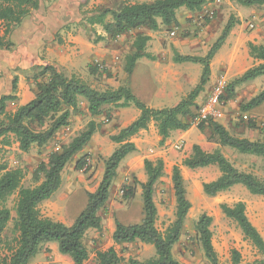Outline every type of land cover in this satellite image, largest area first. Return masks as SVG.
<instances>
[{"label": "trees", "instance_id": "obj_1", "mask_svg": "<svg viewBox=\"0 0 264 264\" xmlns=\"http://www.w3.org/2000/svg\"><path fill=\"white\" fill-rule=\"evenodd\" d=\"M242 7L264 8V0H229ZM208 0H154L144 3H119L116 8L97 7L83 13L80 22L65 25L62 30L70 32L81 26H89L96 35L94 43L107 38L117 40L123 35L137 32L133 40V51L125 57L124 71L128 77L134 73L138 61L142 58L155 60L148 51L151 37L141 29L153 32L163 26L177 27L178 11L182 8L190 12H199ZM41 0H0V51H12L16 45L9 39L35 11L40 9ZM235 27L233 19L228 21L222 35L205 57L175 55L176 63H194L203 66L200 84L174 107L154 109L137 98L127 82L118 88L98 90L77 75L68 76L52 65L34 66L26 71L27 78L35 87V97L15 111H8L9 103L18 101L19 78L12 81V90L0 99V264H30L48 243H57L60 254L69 257L74 264H85L90 257L85 245V238L90 230H101L104 219L101 212L110 201L114 181L123 161L138 152L132 139L141 131L148 130L155 124L163 146L177 130L187 131L192 127L194 111L204 87L211 75V62L224 45ZM97 28L103 34H98ZM61 32L54 35L51 42L63 43ZM48 43L45 42V45ZM249 55L257 65L244 72L231 83L227 91L233 95L237 85L252 82L264 77V45L248 44ZM224 98V97H223ZM80 99L87 100L88 111L94 116L105 113V107L127 108L134 106L140 111L139 117L129 126L112 135L111 140L118 145L113 153L104 160V174L97 190L88 193L86 208L80 213L74 224L64 223L44 217L40 204L49 200L62 185V174L65 168L91 142L99 125L91 121L87 128L80 132L58 152H52L47 161H42L33 172L35 186L25 187V172L20 167H11L4 160L5 155L14 144L22 153L33 149L47 147L59 131L71 124L74 112L80 108ZM264 104V89L242 106V110L251 111ZM202 132L208 130V140L217 145L214 151H205L200 145H194L191 154L184 159L182 167L196 170L216 167L220 175L210 182L203 183V192L208 197H217L236 186H243L255 196L264 197V180L256 174L240 170L223 153V148L231 149L240 155L264 159V141L250 140L232 135L225 126L210 120L200 125ZM84 158L77 162L78 168L85 165ZM147 181L142 183L134 179V184L125 191L124 198L129 200L136 194V186L142 189L143 218L136 224H123L116 220L113 240L116 245L143 244L153 245L155 255L146 260L130 258L128 264H181L174 256V248L180 242L192 207L187 198L182 169L175 166L172 172V183L176 198L175 220L161 231L157 227L158 208L155 202L156 188L164 177L163 159L144 161ZM13 202V207H9ZM223 215L237 225L246 241L250 242L259 253L264 254V237L247 215V206L240 201L233 205L222 204ZM13 211L16 216L13 217ZM13 238L6 232L11 224ZM213 217L202 214L194 223V232L200 248L210 264H219L218 255L213 245ZM125 259L111 247L97 253V264H122ZM241 254L232 251V263L240 264ZM264 264V263H260Z\"/></svg>", "mask_w": 264, "mask_h": 264}, {"label": "rangeland", "instance_id": "obj_2", "mask_svg": "<svg viewBox=\"0 0 264 264\" xmlns=\"http://www.w3.org/2000/svg\"><path fill=\"white\" fill-rule=\"evenodd\" d=\"M130 1L131 0H119V3H130ZM153 1L154 0H145L144 2ZM209 1L215 3L217 0ZM56 2L57 0H49L47 5L45 6V9L42 8L40 11H35L31 17L36 18L39 16H46L49 12V7ZM218 4L220 6V10L216 12L217 14L212 20L206 16H192L188 18L186 15L181 16V14L178 13L181 20L177 27L163 26L159 31H157L159 32V37H162L163 40L158 44L149 43L148 49L157 50L161 47H165L167 49L171 48L174 50V60L175 55L179 54L175 50V44L182 42L184 51L190 54V56L205 57L222 35L230 19L234 20L235 27H240L238 36L248 37L254 32H258L260 37H264V22L254 20L255 16L248 13L249 10H247V7H242L237 3L231 2L229 0H220V3ZM97 7L112 8V0H84V3H82L80 7V17H83V13H88L91 10L96 9ZM69 12H74V9L69 8ZM261 18H264V15ZM210 23H212L211 27L207 28L208 24ZM251 23L256 25L255 29H251L249 27ZM82 28H87L89 30V33L92 37L91 39L92 41H94L96 35L91 32L89 26L84 25L81 27V29ZM173 30L176 32V35L174 37H171L170 34ZM97 31L98 34H103L100 28H97ZM145 31L146 33L149 32L147 30ZM134 33L136 35V32ZM12 35L13 34L9 36L10 40H12ZM126 36H128V39L125 40V42L127 44H130V42L133 41L132 37H134V35L128 34ZM262 41L264 42V39ZM99 43L102 44V51L106 49L112 52V40H104ZM249 43L250 42H238L231 45L232 50L235 48V46L237 47L238 57H241L242 61L246 63H242L241 67H238L232 72L225 70L223 67L221 70L222 63H216L214 71H211L209 82L206 84L199 97H201V100L203 101L206 100L213 86L219 80H225L226 88L225 95L223 96V106L220 110V115L214 121L225 126L226 129L234 136L248 138L253 141H264V104L251 111L242 110V106L244 104L248 103L253 97H255L264 89V79L259 78L258 80L235 86L233 95L227 91L228 86L242 75L241 72L249 64V60L245 61L244 59L247 56L246 48H248ZM45 47H47V45H45ZM16 51V47L12 51H6L5 59L1 58V63H3L6 59L11 58ZM40 52H42L41 57L45 58V50L41 45ZM162 56L163 55H161V57ZM223 56L225 59H228V55L226 56V53H224ZM241 59L239 58V61H241ZM102 63V65H104V69L101 68V72H96L92 77L87 79L85 78V81H87L90 85L98 90L114 88L116 86V83H120V68L114 67L116 68V70H113L112 64H107L104 61ZM186 65L187 66H185L183 73L189 80V84L184 87L182 94L184 92H187V95H189L200 84L203 66L201 64L194 63H187ZM81 66L82 64H79L75 67V69L81 71ZM140 74L141 72L136 73V77L138 79H134L133 85H131L130 88L137 98H139L142 102H145V100H147L146 96L142 92V88L139 86V81H141ZM121 84L122 83H120V85ZM23 85L25 91L29 90L32 92L33 84L28 80L26 75L24 76ZM119 86L117 85L116 87L118 88ZM145 86H148V84H146ZM145 91L148 92L149 88L145 89ZM186 96H182L181 98L184 99ZM16 103L12 102L8 104L9 112H13L15 108H17ZM116 109L119 108L115 106L106 107V112L100 119H98L99 128L96 133H99L98 136L100 137V139H105V142H102L100 144L102 147V151L100 152L89 150V152H85V154H83L84 152H81L75 157L73 161L70 162L69 166L67 167L66 181L62 187V191L66 194H69V187L74 186V188L71 189L72 195L69 201V215L72 214L73 217L77 208L82 205H87L88 193H94L90 192L87 189V186L90 189L95 187L96 182L101 176L100 174L102 173V169H104V160L113 153L116 147H118V145L113 143L111 140V136L116 134L114 132V129L118 128V126H114L115 123L113 124V121L116 119V115H114L113 113ZM82 113L84 114V111L82 109L74 112V115H72L74 118H71L70 126L61 129L56 138L43 149H33L30 153H20L18 150H16V148H18L17 144H14L9 149L11 151L9 154L5 155L4 160L7 161L11 167H20L24 170L25 178L23 181V186H35L36 183L33 180V172L38 167V165L42 161H47V157L52 152L60 151L63 145L68 144L80 132L87 128L88 124L90 123V119L84 118ZM195 114L196 110L194 111V115ZM128 121L129 120H124L123 123H126ZM113 132L114 134H112ZM194 132L197 133L199 138L203 136V138L200 140V146L205 151L211 152L217 148L216 144L208 140V130H206L205 132L194 130ZM192 138H194V140H197L196 136H193ZM179 140L180 139H173L169 143L164 144L163 147L165 148L161 147L160 142L151 144L150 147L146 150L140 151L141 154L136 152L135 154L126 158L122 163L124 165L127 161L137 158L135 159L134 163L138 164L143 161L142 158L144 156L154 157V160H164L165 172L164 177L162 178L164 181H162V179L160 180V182L163 183L164 187H160V185L159 187L157 186V192L155 196L156 205L158 208L157 227L159 228V230H166L176 217L177 204L172 183V172L175 166H180L187 190V198L192 205L187 217L184 234L180 240V254L182 256H187L194 261H199L200 264H210L205 257L204 252L200 248L194 232L195 221L205 213L213 217V245L218 255L219 264H233L232 251L234 249L239 251V253L241 254L240 264L264 263V254L259 253L258 250L250 242L244 239L241 230L235 223L227 219L220 209V206L222 204L233 205L240 201L244 202L247 206V215L249 219L254 224L258 225L264 237V197L252 195L246 190V188L240 185L214 198L206 196L202 188L203 183L215 180L220 175V172L216 167L196 170H186L187 168L184 169V167H182V163L184 159L188 157V150H186L185 147L186 141L183 149H175L174 145ZM152 150L155 151V155L151 153ZM222 151L227 156V158H229L240 170L256 174L258 177L264 180V159L254 156L240 155L228 148H223ZM159 154L161 155V158H159L160 156H157ZM81 158H84L86 163L82 168H78L77 162ZM122 164L120 167H123ZM169 178L171 179V188L167 187ZM134 179H137L139 182H141L136 174L133 173L126 175V170H123L122 172L120 169L118 170V176L114 181V185L119 181L121 182V185L116 184V187L113 185L110 201L107 205V208L101 213L104 219V226L101 230H96L95 232L89 233L91 231L90 230L86 235L84 242L89 250L90 257L85 264H97V253L99 251H105L112 247V241H114L112 234V199L114 198L113 201H115V203L117 204H127L133 201L137 196L138 188H141L139 185L136 186L137 189L134 198L125 200L123 196L126 189L134 184ZM84 182L88 184H86L85 186L83 184ZM8 205L10 208H12L13 202H9ZM217 215L219 217L220 215H223V218H220L218 224H215V222L217 221ZM13 216H16L14 211ZM142 218L143 201L141 204L140 202H138V200H135L134 202H131V204L126 205L125 212L115 213L114 223H116V220H118L123 224L130 225L132 223L135 224ZM69 221H71V219H69ZM12 226L13 223L11 222L6 232V236L9 239L14 237L11 231ZM115 249L120 253L121 256L125 258V261H129L130 258H140L141 260H146L147 258H150L152 256L151 253H148L146 251L140 252L139 254L138 251H140V249L137 246L130 248L120 245L119 248ZM60 264L72 263H69L67 260H60Z\"/></svg>", "mask_w": 264, "mask_h": 264}, {"label": "crops", "instance_id": "obj_3", "mask_svg": "<svg viewBox=\"0 0 264 264\" xmlns=\"http://www.w3.org/2000/svg\"><path fill=\"white\" fill-rule=\"evenodd\" d=\"M144 1L145 0H131L130 3L133 4L144 3ZM48 2L49 0H41L40 3L41 7L38 11H40L42 8L45 9V6L47 5ZM82 3H84V0H57L55 4L53 3L52 6L49 7V12L46 16L44 17L39 16L36 18L30 17L22 24L21 27H19L13 33L12 40L13 42L16 43L17 51L12 55L11 58L6 59L3 63H1L0 61V99L3 95H8L11 93L12 81L17 76L19 78L20 84H18L19 88H18L17 96L19 99L16 103V107L25 105L31 100H33L35 97V87L34 86L32 87V92L29 90L25 91L23 81H24V76L25 75L27 76L25 72L31 70L34 66L52 65L56 67L59 71L65 73L68 76L77 75L85 80V78L87 79L92 77L94 73L101 72V68L104 69V65H102L103 64L102 62L104 61L107 64H112L113 70H116V68L114 67L120 68V76H119L120 83L127 82L129 83V86L133 85L134 79L137 78L136 73L141 72L140 74L141 81H139L140 82L139 86L142 88V92L144 93L147 99L145 100V102L143 101V103H145L148 107L154 109H164V108L174 107L177 104H179L182 101L181 97L187 95V92H184L182 94L184 87L189 84V80L186 78V75L183 73V70L185 66H187L186 65L187 63L180 64L174 62L175 61L173 60L174 50L171 48L167 49L165 47H161L157 50L156 49L151 50L147 48V51L155 57V60H151L147 58L140 59L132 76L128 77L124 71L125 57L133 51V47H132L133 41L130 42V44L129 43L127 44L125 42V40L128 39V36L123 35L115 41L112 40V52H111L110 50H106L105 48H104L105 50L102 51L101 50L102 44L94 43L92 41L91 34L89 33V30L87 28L81 29L82 27L81 26L77 30L71 29L70 32H66L62 30V28L65 25L78 23L81 21L82 17H80L81 16L80 7ZM218 3H220V0H217L215 3L209 1L208 4L199 12H190L187 9L182 8L178 11V13L181 14V16L186 15L188 18L192 16L193 17L206 16L212 20L217 14L216 12L220 10V6ZM118 4H119V0H112V8H116ZM69 8L74 9V12L70 13ZM247 10H249L248 13L250 15L255 16L254 20L264 22V18H261L264 15V8L253 7V8H247ZM212 12H214V15L213 17H210L209 13ZM180 20L181 18H179L178 15V24ZM211 24L212 23L208 24L207 28H210ZM145 30L149 32L146 33ZM59 31L61 32L60 35L63 39V43L59 44L57 42L55 43L51 42L54 40V35ZM139 31L151 37L150 44L151 43L158 44L160 41L163 40L162 37H159V32H153L148 29H141ZM239 31H240L239 26L234 27L232 29L224 45L217 52L216 56L211 62L212 72L215 69L216 63L221 62L222 63L221 70L223 67L225 70L229 72H232L236 70L238 67H241L242 63L244 64L246 63L242 61L241 57H238L236 46L233 50L231 49L232 44L238 42H242V43L251 42L258 45H264V42L262 41L264 37H260L258 32L257 33L254 32L248 37H244V36L242 37V36H238ZM129 34L135 36L134 32H131ZM132 38L134 40V37ZM106 40H110V39L107 38ZM45 42L48 43L47 47H45ZM40 45L45 50L44 52L45 58L41 57L42 52H40ZM175 47H176L175 50L179 54L190 55L184 51V46L182 42L176 43ZM5 53L6 51L4 50L0 51V60L1 58L5 59ZM224 53H226V56L228 55L227 56L228 59L224 58L223 56ZM161 55L163 56L161 57ZM246 55L247 56L244 59L245 61L249 60L248 62L249 64L243 69L241 74H243L248 69L258 64L257 61H255L253 58L250 57L248 48H246ZM239 58L241 59V61H239ZM79 64H82L81 71L75 69V67L78 66ZM260 79H264V77H260ZM120 83H116V86L117 85L119 86ZM146 84H148V86H145ZM116 86L113 87L117 88ZM147 88H149L148 92L145 91V89ZM202 101L203 100H201V97H199L196 100L197 106L198 105L200 106L205 102V100L203 102ZM80 109L84 111V114L82 113L84 118H89L90 122L95 121V123L97 124H98V119H100L104 114L103 113L100 116L93 117L88 111V103L87 100L85 99H80L79 110ZM105 112H106V107H105ZM113 114L116 115V119H117V121L116 119L113 121V124L115 123L114 126L116 127L118 126L117 129L116 128L114 129V132L118 134L120 130L129 126L133 121H135L139 117L140 111L134 106H130L127 108L116 109ZM72 118L74 117L72 116ZM124 120H129V121L123 123ZM194 130H199V129L198 127L192 125V127L187 131L177 130L172 133L171 138L167 140L165 144L169 143L173 139H177V140L183 139L184 141H186L185 147L186 150H188V156H189L192 152L193 146L197 144L201 145L200 140L203 138V136L199 138V136L197 135V133L194 132ZM114 132L112 134H114ZM98 135L99 133L94 134L91 142L86 146L84 151H82L84 152L83 154H85V152H89V150L100 151V152L102 151V147L100 144L102 142H105V139H100ZM193 136H196L197 140H194V138H192ZM160 140L161 138L158 134V130L155 124H151L148 130L141 131L137 136H135L132 139V141L136 144L139 154H141L140 151L146 150L147 148L150 147L151 144L160 142ZM16 150L22 153L18 148H16ZM157 156L158 157L160 156L159 158H161L160 154ZM135 159L137 158L127 161L124 165L122 164L123 167H120L119 169L121 170V172L123 170H126V175L133 173L136 174L139 180L142 183H144L147 181V176L144 171V160L145 159L154 160V157L144 156L142 158L143 161L138 164L134 163ZM67 167L65 168L62 174V185L60 189L49 200L42 202L39 208L44 217L71 226L74 224L75 219L84 210L86 206L82 205L79 208H77L74 217L72 216V214L69 215V211H70L69 201L72 195L71 189H73L74 186L69 187L70 188L69 194H66L65 192L62 191V187L66 181ZM103 174H104V169H102V173L100 174L101 176L96 182L94 188L90 189L87 186V189L90 192H95L97 190L103 178ZM162 181L164 180L162 179ZM168 182L169 183L167 184V187L171 188L170 178ZM120 183L121 182L119 181L116 184L121 185ZM83 184L86 186V184L88 183L84 182ZM159 185L160 187H164L163 183L161 182L158 183V187ZM113 199H112V209H111L112 234L114 233L116 226V223H114L115 213L125 212L126 205L131 204V202H134L135 200H138V202L142 204V189L138 188L136 198L127 204L126 203L117 204L115 203V201H113ZM155 202H156V197H155ZM220 218H223V215H220V217L217 215V221L215 222V224H218ZM69 219H71V221H69ZM141 220H139L136 223H139ZM254 225L262 234L258 225L257 224ZM95 231L96 230H91L89 233ZM122 246L130 247V248L137 246L140 249V251H138L139 254L140 252L146 251L152 254L151 257L155 255V248L153 245L137 242L134 244H125ZM112 247L119 248L120 245H116L114 241H112ZM180 252H181V242H179L174 248L175 258L181 264H200L199 261H194L188 258L187 256H182ZM138 259L141 260L140 258ZM60 260L62 261L67 260L69 263L74 264L69 257L60 254L57 243H48L43 247L42 251L32 260L30 264H60ZM123 263L128 264V260L126 261L124 260Z\"/></svg>", "mask_w": 264, "mask_h": 264}, {"label": "built area", "instance_id": "obj_4", "mask_svg": "<svg viewBox=\"0 0 264 264\" xmlns=\"http://www.w3.org/2000/svg\"><path fill=\"white\" fill-rule=\"evenodd\" d=\"M210 17H213L214 12L209 13ZM255 24L251 23L249 27L255 29ZM176 32L173 30L170 34L171 37H174ZM226 81L221 79L219 80L211 89L210 93L207 96L205 102L199 106L196 111V114L192 120V125L199 127L207 123L210 120H215L220 115V110L223 106V96L225 95ZM185 146V141L183 139L179 140L175 145V149L181 150ZM155 155V151H151Z\"/></svg>", "mask_w": 264, "mask_h": 264}]
</instances>
